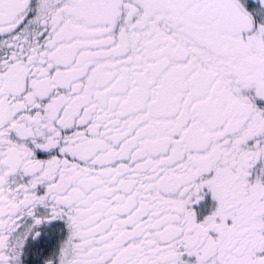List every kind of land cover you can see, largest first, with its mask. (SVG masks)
I'll use <instances>...</instances> for the list:
<instances>
[{
    "label": "snow or ice",
    "instance_id": "snow-or-ice-1",
    "mask_svg": "<svg viewBox=\"0 0 264 264\" xmlns=\"http://www.w3.org/2000/svg\"><path fill=\"white\" fill-rule=\"evenodd\" d=\"M0 264H264V0H0Z\"/></svg>",
    "mask_w": 264,
    "mask_h": 264
}]
</instances>
